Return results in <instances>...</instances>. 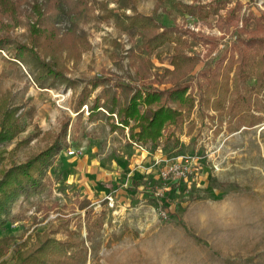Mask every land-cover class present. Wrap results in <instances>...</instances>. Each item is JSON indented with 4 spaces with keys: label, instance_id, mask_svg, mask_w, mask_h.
<instances>
[{
    "label": "rangeland",
    "instance_id": "374dc122",
    "mask_svg": "<svg viewBox=\"0 0 264 264\" xmlns=\"http://www.w3.org/2000/svg\"><path fill=\"white\" fill-rule=\"evenodd\" d=\"M101 1L109 8L118 7V0ZM240 1L243 15L247 11L257 16L264 13V0ZM180 2L206 8L214 0L128 1L140 15L153 17L165 30H175L172 35L179 28H189L200 36L199 41L193 35L183 37L186 54L192 60L184 64L185 73L178 76L176 87H187L185 94L193 106L191 118L185 117L188 109L182 111L179 146L163 144L162 140L156 146L130 142L133 121L129 127L112 130L111 123L120 124L115 115L108 118L106 109L112 106L108 96L121 93L125 84L135 86L128 75L145 72L136 64L130 65L127 57L131 46L141 45L139 38L132 41L110 19L72 17L78 32L86 33L85 43L73 44L80 48L78 60L68 57L65 76L75 82L69 87H38L27 67L13 55L28 43L23 14L29 8L22 4L13 7L21 20L16 27L3 31L13 43L0 49V101L8 98V109L14 111L19 131L0 143V170L12 171L26 162L34 164L38 157L37 165L46 159L53 162L47 169L46 188L20 197L0 228V237L11 238L0 249V264H16L23 256L14 253L18 245L30 236L28 246L20 250L32 249L39 234L62 243L63 250H57L56 257L46 248L43 257L47 264H264V89L254 93V77L239 84L250 108L238 114L229 111L230 98L225 106L215 109L202 104L198 85L206 86V76L215 73V68L224 69L237 34L228 27L219 29L217 16H189L177 7ZM124 12L133 13L128 8ZM220 13L223 17L224 11ZM254 28L255 23L246 27ZM58 39L65 46L70 44ZM175 46L173 41H165L153 52L142 48V56H149L153 65L150 71H173ZM234 74L233 66L226 78L229 93L236 85ZM92 78L99 79L97 85L89 83ZM155 85L164 92L173 87L172 83ZM85 88L87 102L76 112V98ZM168 96L165 93L153 108H175ZM91 104L99 105L94 111L101 114L90 116ZM253 114L261 122L235 130L240 117ZM190 121L195 128L188 132ZM62 128L69 146L43 158L47 149L61 144ZM174 163L186 166L188 175L164 177L162 173ZM83 199L90 205L80 210ZM87 211L92 218L86 225ZM94 221H100L99 225ZM76 240L83 244L86 255L76 263L69 262Z\"/></svg>",
    "mask_w": 264,
    "mask_h": 264
},
{
    "label": "trees",
    "instance_id": "16d2710c",
    "mask_svg": "<svg viewBox=\"0 0 264 264\" xmlns=\"http://www.w3.org/2000/svg\"><path fill=\"white\" fill-rule=\"evenodd\" d=\"M120 1H117V8H109L106 1L102 2L101 0L99 2L97 0H0V49L13 43L11 38L8 39L3 34V31L7 32L9 29L16 27V24H19L21 20V14H14L13 7L18 8L21 4L24 5L25 8H29L23 14L24 20L27 22L28 43L22 44L14 51V58L27 67L30 75L32 74L33 84L38 87H52L56 84H64L66 87L73 86L75 81L65 76L68 57L72 56L78 60V56L80 57L81 54L80 48L74 47L73 44L76 42L85 43L86 33L84 30L78 32V23L72 21V17H80L85 20L90 17L95 20H113L114 25L128 34L132 41L135 40L134 38H139L141 45L131 46L127 50V57L130 65L136 64L139 70H144L146 73L144 72L139 76L138 71H136L135 75H128V78L134 81L135 86L125 84L121 93L112 92L108 96L107 102L112 105L108 109L105 108L107 112H110L108 118L110 120L114 119L113 115H115L118 124H120L111 123L112 130L129 127L130 121H133L134 124L129 128L130 142L138 145L152 144L156 146L159 140H162L163 144L171 142L173 146H179L180 141L177 134L182 128V111L188 109L189 113L185 117L189 118L193 106L192 99L190 100V97L185 94L187 87L180 84L176 87L180 79L178 76L185 73V71H182L184 64L190 63L192 60V57L186 54L185 46L187 43L183 37L189 34V36H194L195 41H199L200 36L189 28H179L172 35L175 30H165L164 25L153 17L137 13L135 6L132 4L130 6L128 3L131 0H124L121 4ZM232 2L233 0H214L213 4L206 8L180 2L177 7L189 16H194L196 13L203 18L210 15L217 16L216 24H218L219 29L228 27L236 31V41L232 43L229 54L225 58L227 65L224 69L215 68V73L206 76V86L199 84L198 90L202 92V104L204 106L210 104L208 108L214 109L222 107L223 104L225 106L227 103V98H230V102H228L229 111L238 114V112L250 108L248 97L245 92H242L239 84L247 81L250 77H254L256 80L255 85L252 87L255 90L254 93L258 95L264 89V13L257 16L252 11H247L243 15V3L240 0ZM126 8L131 9L133 13L129 15L124 12ZM222 10L224 11L223 17L220 13ZM252 23H255V28L247 30L246 27H249ZM58 38H63L70 44L65 46V43H60ZM165 41H173L176 44L171 59L174 69L171 71L163 68L161 74H158L150 71L153 65L149 60V56L144 57L141 52L142 48L153 52ZM61 46L65 47L61 49ZM28 53V57H25V54ZM235 53L236 55H234ZM233 66L236 85L234 84L230 92L232 94H230L226 78L228 70H231ZM221 70H225L226 73H222ZM98 82L99 79L96 78L89 81L92 85H97ZM167 83H172L173 87L165 92L155 85ZM167 92L169 102L176 104V107L161 105L153 108L157 102L163 100V95ZM8 101V98L0 101V143L12 139L19 131L18 124L13 119L14 111L8 109ZM86 102L85 88L76 98L74 111L79 112V109ZM140 107L144 110L142 111ZM89 108L91 116L98 113L94 110L98 111L99 105L93 106L91 104ZM253 116L240 117L235 130L242 125L252 126L256 122L259 123L261 118L256 117L257 115L254 114ZM192 122L190 121L187 124L188 132L193 131L195 128L192 126ZM63 128V132L60 134V136L62 135L61 139H59L61 144L53 145L50 149H47L48 151L43 155V158H49L56 150H63L69 146ZM39 158L41 157L33 161L34 164L26 162L12 171L4 170L1 172L0 170V228L5 225L6 217L9 215L13 204L20 197H27L30 194L41 192L48 185L47 169L53 161L46 159V162L37 165ZM42 164L44 165L41 166ZM34 166L37 168L33 169ZM89 205L90 201L83 199L79 203V208L84 210ZM44 211L47 213V209H44ZM91 218V212L87 211L85 216L86 225L87 223L91 224ZM95 223L99 225L100 221ZM68 224L69 219L66 221L65 226H68ZM89 228H91L90 225ZM27 238L26 241L18 245L17 250L14 252L16 256L18 254L23 255L16 264H47V258L43 257L47 254L46 248H49L51 250L49 253L52 256L55 255V257L57 256V250H63L61 242L53 241L48 237V234H39L37 240H35L36 243L34 242V247L32 249L28 247L29 249L27 248L21 252L20 249L28 246L31 241L30 236ZM42 238L43 240H41ZM10 239V236L0 237V249L8 244ZM52 242L54 243L51 244ZM72 244L75 245L76 249L70 252L69 262L76 263L77 259L86 255V250L78 240L73 241Z\"/></svg>",
    "mask_w": 264,
    "mask_h": 264
},
{
    "label": "built area",
    "instance_id": "2783aa9c",
    "mask_svg": "<svg viewBox=\"0 0 264 264\" xmlns=\"http://www.w3.org/2000/svg\"><path fill=\"white\" fill-rule=\"evenodd\" d=\"M68 153L71 155L72 151L68 150ZM188 168L185 166H181L180 164L174 163L165 173H162L164 177H167L168 175H181V176H187L189 171ZM184 170V171H183Z\"/></svg>",
    "mask_w": 264,
    "mask_h": 264
},
{
    "label": "crops",
    "instance_id": "0c3cea01",
    "mask_svg": "<svg viewBox=\"0 0 264 264\" xmlns=\"http://www.w3.org/2000/svg\"><path fill=\"white\" fill-rule=\"evenodd\" d=\"M244 5V4H243Z\"/></svg>",
    "mask_w": 264,
    "mask_h": 264
}]
</instances>
